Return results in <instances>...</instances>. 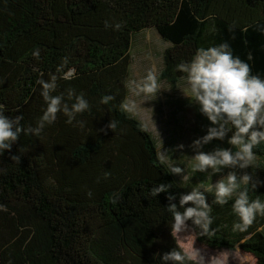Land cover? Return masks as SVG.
Returning a JSON list of instances; mask_svg holds the SVG:
<instances>
[{
  "label": "trees",
  "instance_id": "obj_1",
  "mask_svg": "<svg viewBox=\"0 0 264 264\" xmlns=\"http://www.w3.org/2000/svg\"><path fill=\"white\" fill-rule=\"evenodd\" d=\"M106 20L122 27L106 29ZM146 29L167 43L159 80L171 86L185 75L177 64L190 61L200 47L225 41L252 74L264 78V0H0L5 115H23L21 124L35 127L46 107L36 81L52 75L58 77L54 95L63 93L67 101L71 89L90 105L76 117L82 127L57 113L38 134L21 133L0 156V204L7 209L0 211V264H173L162 256L184 252L168 206L183 211L185 189L159 156L151 132L121 108L132 42ZM36 48L39 57L32 56ZM65 57L68 63L57 72ZM104 95L112 101L101 103ZM110 120L118 122L113 130L107 129ZM252 151V160L264 159V142ZM160 184L170 187L152 196ZM245 187L250 199L264 200V173L241 185L223 206L215 202L214 188L204 194L211 235L191 219L186 225L200 244L238 247L264 264V215L244 230L233 227L240 220L232 203ZM188 206L193 205L183 207Z\"/></svg>",
  "mask_w": 264,
  "mask_h": 264
},
{
  "label": "clouds",
  "instance_id": "obj_2",
  "mask_svg": "<svg viewBox=\"0 0 264 264\" xmlns=\"http://www.w3.org/2000/svg\"><path fill=\"white\" fill-rule=\"evenodd\" d=\"M104 26L106 29L119 30L122 24L109 23L106 20ZM39 55L40 49H34L32 56L39 57ZM67 63V57L63 58L57 72H62ZM176 69L185 74L184 79L188 86L186 95L198 105L199 112L208 119L211 125L206 135L194 141V146L198 148L214 139L224 140L231 132L228 144L236 149L233 151L230 147L217 148L213 152L200 151L194 157V170L204 171L211 168L213 172H219L222 167L238 166L240 169L249 167L254 155L253 147L264 142V78L258 74H252L250 65L234 55L231 46L226 41L215 46L196 49L191 60L182 61L176 65ZM57 79V75H52L48 80L41 78L36 81L40 85V95L46 107L35 127L22 125L23 115L10 119L5 115L4 107L0 105V156L5 151L11 150L13 143L19 139L21 133L24 135L38 134L46 124H51L56 120L57 113L62 112L67 117V123L73 124L75 121L81 127L83 126V121L76 120V117L90 110L89 101L83 93L76 94L71 89L67 90V101L63 93L54 95L57 89ZM136 87L141 93L157 94L158 84L155 74L149 71ZM112 99L111 95H104L101 97V103L108 104ZM121 108L131 110L132 106L125 102L121 104ZM117 123L115 120H110L107 129H115ZM19 159V156H12L15 162H19ZM170 171L180 173L182 170L179 167H173ZM250 180L251 176L248 174L238 179L235 172H230L226 179L220 180L214 186L215 202L223 206L233 193L241 188V185H248ZM169 187L170 185L160 184L152 189L151 195L156 196L158 193L166 192ZM252 187L255 188L256 185ZM211 190L212 187L209 186V191ZM189 203L193 206L183 207ZM179 204L183 211H178L175 204L168 206V210L173 215L172 232L180 233L185 228L186 221L191 219L194 225H198L204 233L211 235L208 232L212 223L211 209L199 187H194L191 192L182 195ZM0 211H7V209L0 204ZM232 211L240 220V223L234 224V229L244 230L245 226L250 225L257 215H264V200L259 197L250 199L248 189L245 187L234 199ZM197 259H199V264H204L203 257L196 249L190 252L174 249L162 256L164 262L172 261L173 264H186L187 261Z\"/></svg>",
  "mask_w": 264,
  "mask_h": 264
},
{
  "label": "rangeland",
  "instance_id": "obj_3",
  "mask_svg": "<svg viewBox=\"0 0 264 264\" xmlns=\"http://www.w3.org/2000/svg\"><path fill=\"white\" fill-rule=\"evenodd\" d=\"M166 46L167 43L154 29L140 32L133 40L126 97V102L132 106V109L127 111L151 132L159 156L170 169L181 168L180 173L174 174L185 189V193L191 192L194 187H199L203 194L209 195L220 180L226 179L230 172L237 169L222 167L219 172H213L211 168L204 171L194 170V157L200 151L213 152L217 148L232 146L228 144V134L224 140L216 139L218 146L214 140L198 148L194 146V141L206 135L211 125L199 112L198 105L186 95L188 86L184 78L175 86L159 80L162 54ZM149 71L157 78V94L141 93L136 87ZM181 145L183 147H180ZM238 169L241 176L248 174L251 180H257L264 173V159L254 158L249 167L245 169L238 167ZM209 186L212 187L211 191ZM173 233L181 249L184 252L198 250L204 264H256L252 255L238 247L234 251H226L211 249L200 244L187 225L180 233ZM194 261L199 262V259Z\"/></svg>",
  "mask_w": 264,
  "mask_h": 264
}]
</instances>
